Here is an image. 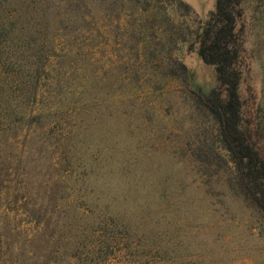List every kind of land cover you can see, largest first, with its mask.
<instances>
[{
	"label": "rangeland",
	"instance_id": "obj_1",
	"mask_svg": "<svg viewBox=\"0 0 264 264\" xmlns=\"http://www.w3.org/2000/svg\"><path fill=\"white\" fill-rule=\"evenodd\" d=\"M242 5L264 156V0ZM214 8L0 0V110L26 115L0 129V264H264L261 216L192 95L218 86L194 44Z\"/></svg>",
	"mask_w": 264,
	"mask_h": 264
},
{
	"label": "trees",
	"instance_id": "obj_2",
	"mask_svg": "<svg viewBox=\"0 0 264 264\" xmlns=\"http://www.w3.org/2000/svg\"><path fill=\"white\" fill-rule=\"evenodd\" d=\"M180 5L190 11L187 5L181 2ZM244 18L242 0H215L214 10L204 21H198L194 41L197 55L204 65L214 69L218 86L208 94L192 92V95L196 107L217 126L218 142L234 168L232 190L258 212L264 225V156L257 145L261 130L258 123L253 125V119L247 116L248 99L244 100L241 94L251 72ZM1 35L6 37L3 31ZM180 70L181 81L188 86V70L183 64ZM0 111L2 123L9 119L6 125L0 123L5 133L11 125L26 118L23 111L16 112L11 105Z\"/></svg>",
	"mask_w": 264,
	"mask_h": 264
}]
</instances>
